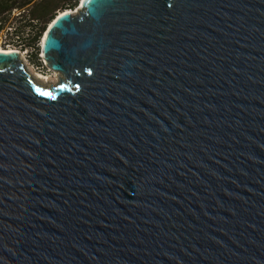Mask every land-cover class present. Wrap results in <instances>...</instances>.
Wrapping results in <instances>:
<instances>
[{
    "label": "water",
    "instance_id": "obj_1",
    "mask_svg": "<svg viewBox=\"0 0 264 264\" xmlns=\"http://www.w3.org/2000/svg\"><path fill=\"white\" fill-rule=\"evenodd\" d=\"M40 56L0 50V264H264V0H79Z\"/></svg>",
    "mask_w": 264,
    "mask_h": 264
},
{
    "label": "trees",
    "instance_id": "obj_2",
    "mask_svg": "<svg viewBox=\"0 0 264 264\" xmlns=\"http://www.w3.org/2000/svg\"><path fill=\"white\" fill-rule=\"evenodd\" d=\"M78 1L0 0V32L5 31L10 46L32 49L31 54L39 61L38 42L48 23L60 9L73 8Z\"/></svg>",
    "mask_w": 264,
    "mask_h": 264
},
{
    "label": "rangeland",
    "instance_id": "obj_3",
    "mask_svg": "<svg viewBox=\"0 0 264 264\" xmlns=\"http://www.w3.org/2000/svg\"><path fill=\"white\" fill-rule=\"evenodd\" d=\"M78 3H79V1L77 2V4L73 8H66V9L74 10L77 7ZM62 10H64V8L60 9L59 11H62ZM13 14H16V13H13ZM7 29H10V28L8 27ZM5 34H6L5 31L0 32V48L17 49L20 52V54L22 56V62L24 63V66H26L27 69H30V70L32 69L34 73L38 72L40 74L47 76L49 79L48 83H51V80H57V77H58L57 73H55V72L53 73V72H49V71L46 73H41L37 70V66L40 67L39 61H41V58H40V40L38 42V46H39V52L37 53V56L39 57V61H38V59H36L34 57V55L31 54L32 49H30L29 47L25 46L23 48H19V47L10 46L7 43L8 40H7V36ZM40 63L43 64L42 61Z\"/></svg>",
    "mask_w": 264,
    "mask_h": 264
},
{
    "label": "bare ground",
    "instance_id": "obj_4",
    "mask_svg": "<svg viewBox=\"0 0 264 264\" xmlns=\"http://www.w3.org/2000/svg\"><path fill=\"white\" fill-rule=\"evenodd\" d=\"M79 9V8H78ZM63 11V10H62ZM59 12H61V11H59ZM72 12H74V11H72ZM0 50H6V51H10L11 49L10 48H0ZM19 59H20V61L22 62V56H21V54H20V52H19ZM23 63V62H22ZM23 65H24V63H23ZM25 67V69L31 74V76L35 79V80H37L38 82H40V83H42L43 85H47L48 84V81H49V79H48V77L47 76H45V75H43V74H40V73H38V72H33V70L31 69H27L26 68V66H24ZM57 80H51V83H55Z\"/></svg>",
    "mask_w": 264,
    "mask_h": 264
},
{
    "label": "built area",
    "instance_id": "obj_5",
    "mask_svg": "<svg viewBox=\"0 0 264 264\" xmlns=\"http://www.w3.org/2000/svg\"><path fill=\"white\" fill-rule=\"evenodd\" d=\"M40 58H41V56H40ZM41 61H42L43 64H41L40 67L37 66V70H38L39 72H41V73H46V72H48V71H49V72H53L50 68H48V67L44 64L42 58H41ZM53 73H54V72H53Z\"/></svg>",
    "mask_w": 264,
    "mask_h": 264
}]
</instances>
